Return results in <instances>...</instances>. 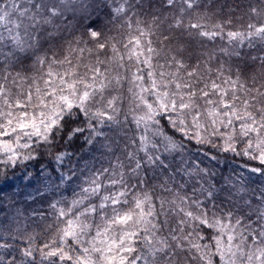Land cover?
Masks as SVG:
<instances>
[{
    "label": "trees",
    "instance_id": "obj_1",
    "mask_svg": "<svg viewBox=\"0 0 264 264\" xmlns=\"http://www.w3.org/2000/svg\"><path fill=\"white\" fill-rule=\"evenodd\" d=\"M119 3L120 0H67V3L61 4L59 0H46L47 6L60 8L61 14L50 17L46 6L37 12L40 22L28 29V36H25L23 29L20 30L21 36L28 39L29 43L32 42L29 36L35 35L38 38V49L21 53L8 41L0 46V77L8 75L5 86L11 94L10 100H23L31 91L35 103L37 87L43 95L49 65L54 72L66 71L70 65L53 64V60L63 61L67 57L73 66H78L75 70L86 79L91 75L89 68L99 67L106 78L112 81L111 86L105 90L104 101L92 103L90 107L92 110L103 108L108 99L119 97L116 103L119 113L116 118L121 121L119 124L98 126V131L104 135L96 136L91 143L85 139L92 135L89 130L69 140V126L66 125L64 131L53 135L51 145L40 144L33 145L31 149H18L22 155L31 152L35 159L18 162L15 166L0 165V169H3V175H0V244L9 245L0 248V264L13 257L14 264H20L21 261L23 264H71L69 261L61 262L56 257L41 258L40 249L49 251L43 247L45 244L54 242L51 243L52 248L64 247L65 251L73 245L71 239H68L66 245H60L61 229L71 217L58 220L57 209L52 205L59 202L57 208H69L81 187H87L85 181L104 169L110 170L105 174V182L112 170L117 173L123 171L129 202L135 196L143 198L147 194L156 204L158 214L159 199L171 201L179 197L188 198L187 204L182 206L194 214L198 212L193 202L198 201L209 217L215 213L223 218L231 213L233 223L238 217H242L244 223L255 221L257 214L264 211V202L260 199L264 194V166L245 156L221 151L219 147L196 144L179 135L175 138L184 145L180 151L161 155L162 165L159 162L155 166L145 165L139 175L131 174L135 161H130L128 154H136L142 163L145 160L144 154L137 152L139 142L133 144L137 136L129 114L134 104L133 93L136 91L132 83L133 73L140 69L138 74L149 79L147 73L150 69L138 62L135 56L120 60L126 53L130 54L134 47L129 41L138 37L140 46L136 48L137 52L144 50L148 56L147 48L156 50L151 59V71L155 73L174 70V64L170 69L168 63L175 56L187 66L181 71L182 75L186 71H196L197 76L191 79L203 78L204 82L214 80L222 87H227L225 80L238 78L247 89L258 88L264 92V64L259 59L264 57V40L253 39L251 44L245 40L240 44L229 41L227 37L228 32L249 31L250 24H264V0H196L191 9L185 7L183 0H177L174 6H169L167 0H127L124 5L126 11L116 16L113 9ZM20 7L29 5L25 0H20ZM253 8L256 9L255 13L252 12ZM181 9L184 11L181 12ZM32 11L36 12V9L33 7ZM177 17L183 21V25L201 23L205 25L202 29L205 31H217L215 26L222 25L224 35L214 40L201 38L195 34L198 30L186 31L183 26L176 28L174 25ZM46 18L50 20L49 23H44ZM92 21H97L95 30L101 31L98 41L87 35ZM25 23L30 22L25 20ZM141 32L145 35H141ZM99 43H106V47L99 49ZM112 45H115L116 51L112 50ZM37 57H45L46 62L40 64ZM161 65L164 67L161 68ZM116 77H120L119 84L115 82ZM98 82H102L101 77H97ZM240 95L243 99V93ZM259 99L264 101V97ZM237 107L242 106L237 103ZM74 111L77 115L74 121L69 122L70 127L86 128L85 118L78 110ZM126 115L129 119L125 123ZM165 130H168L166 125ZM213 141L216 145L223 144L219 137H213ZM24 142L22 139L21 143ZM236 147L240 151L244 144L237 143ZM62 153L67 155L58 161L57 156ZM118 163L123 165L122 169L116 168ZM256 167L262 171L252 172L251 169ZM117 190L122 191L123 188L109 187L102 194ZM91 203L98 204L100 200L93 198ZM130 206L131 203L128 206L120 205L122 210ZM168 207L166 203L165 208ZM102 215H111L110 209L104 213L98 211L87 217L86 222L93 227L103 228ZM163 218L161 215L160 219ZM181 219H184L182 215L169 213L168 225L162 229L161 234L167 236L171 229L178 228ZM190 230L189 226H185L184 232L180 234L185 235ZM201 231L207 242H211L213 231L204 227ZM94 234L93 231L90 235ZM134 246L137 249L134 255L143 251L142 241L137 240ZM28 247L33 250V258L22 256L23 250ZM76 251L80 252V249ZM177 255L178 264H200L198 259L192 258L196 255L194 251L178 252ZM156 264H166L164 257L158 256Z\"/></svg>",
    "mask_w": 264,
    "mask_h": 264
},
{
    "label": "snow or ice",
    "instance_id": "obj_2",
    "mask_svg": "<svg viewBox=\"0 0 264 264\" xmlns=\"http://www.w3.org/2000/svg\"><path fill=\"white\" fill-rule=\"evenodd\" d=\"M25 2L29 7L21 8L20 0H0V46L8 41L21 53L38 49V38L35 35L29 36L32 41L29 43L28 39L21 36L20 30L23 29L25 36H28V29L40 22L37 12L47 6L46 0H25ZM59 2L65 4L67 0H59ZM176 2L177 0H167L169 6H174ZM126 3L127 0H120L119 6L113 9L114 15L119 16L124 13ZM195 3L196 0H183L187 9H191ZM33 7L36 12L32 11ZM47 11L50 17L61 14V9L55 6H47ZM183 11L184 9H181V12ZM252 12L255 13L256 9L253 8ZM25 20L30 23H25ZM49 22L47 18L44 20V23ZM96 24L97 21H92L87 30V35L94 41H98L101 37V31L95 30ZM174 26L176 28L183 26L186 31L198 30L195 33L197 36L209 40L224 35L222 25L215 26L217 31H205L202 30L205 25L201 23L183 25L179 17L175 19ZM248 28L250 30L247 32H228L229 41L242 44L247 40L251 44L253 39L264 40V24L260 26L250 24ZM141 35L145 33L141 32ZM189 35L192 33L189 32ZM129 43L134 47L128 58L132 59L135 56L138 62L150 69L147 73L148 85H144V77L138 74L140 69L133 73L132 83L136 88L133 96L136 104L134 109L129 110L131 122L137 130L133 144L139 142L137 152H142L145 160L142 163L136 154L129 153V160L135 161L131 174L139 175L145 165L155 166L157 162L162 165L161 155L180 151L184 145L176 140V135L196 144L219 147L221 151L245 156L264 166V101L259 99L264 97V92L258 88L247 89L238 78L225 80L227 87H222L214 80L204 82L203 78L191 79L197 76L196 71H186L182 75L181 71L187 66L183 60L175 56L168 63L170 69L174 64V70L155 73L151 71V59L156 50L147 48L149 55L145 57L143 51H136L140 46L138 37L133 38ZM105 47L106 43L98 44L99 49ZM111 47L116 51L115 45ZM123 59L124 57H120V60ZM259 59L264 64V57ZM37 61L44 64L46 58L37 57ZM53 64H68L70 68L63 72H54L49 65L43 95L41 89L37 87L35 103L31 91L23 100L18 98L10 100L11 94L5 86L8 75L0 77V153L7 157L0 160V165L15 166L18 162L35 159L31 152L22 155L18 149H31L33 145L40 144L51 145L53 135L64 131L66 125L69 126L67 133L69 140L89 130L92 135L85 139L91 143L96 136L104 135L103 132L98 131V126L121 123L116 118L119 113L116 107L119 97L113 96L108 99L103 108L97 107L92 110L90 107L92 103L99 104L104 101L103 93L112 84L99 67L89 68L91 75L85 79L75 70L78 66H73L67 57L63 61L53 60ZM97 77L102 78L99 84L96 83ZM114 79L116 84H119L120 77ZM199 84L203 86L198 87ZM129 91L131 92L132 89ZM229 93H231L230 98ZM237 103L242 107H237ZM74 109L85 118L86 128L70 127L69 122L74 121L77 115ZM128 119L129 116L126 115L124 122L126 123ZM221 127L225 129L224 132L220 131ZM213 137L221 138L223 144L216 145ZM22 139L25 140L24 143H21ZM240 142L244 147L238 151L236 145ZM64 155L67 154L58 155L57 160H61ZM116 168L122 169L123 165L118 163ZM109 171L104 169L103 172L89 177L85 181L87 187H81L80 193L76 194L69 208H57L59 202L52 205L57 209L58 220L71 217L65 221V227L61 229L60 245H66L68 239L73 241V245L68 246V251H65L64 247L52 248L51 243L54 242L45 244L43 247L48 248L49 251L44 252L40 249L42 260L56 257L61 262L69 261L71 264H156L157 257L163 256L166 264H178V252L194 251L196 255L192 258L198 259L200 264H264V211L257 214L255 221L244 223L243 218L238 217L233 223L231 213L223 218L216 216L215 213L209 217L208 212L198 201L193 202L198 212L194 214L182 206L187 204L188 198L179 197L171 201L159 199L158 214L156 204L147 194L143 198L135 196L129 202L126 198L128 189L125 186L123 171L117 173L112 170L105 182V174ZM184 171L191 175L187 170ZM251 171L260 173L262 169L256 167ZM0 175H3V169H0ZM109 187L123 188V190L102 194L107 192ZM93 198H99L100 203H91ZM260 199L264 202V194ZM130 203L131 206L127 210L121 209L120 205L128 206ZM166 203L169 205L167 209ZM108 209L111 215L101 216L103 228L93 227L86 222L87 217L98 211L104 213ZM169 213L182 215L184 219L178 221V228L171 229L169 234L164 236L161 233L168 225ZM161 215L164 217L163 220L160 219ZM185 226H189L191 230L181 235ZM202 227L213 231L211 242H207V238L202 235ZM93 231L95 234L90 235ZM86 237L90 238L85 239ZM137 240L142 241L143 251L132 255L137 252L134 246ZM201 241L205 242L201 243ZM6 247L9 245L0 244V248ZM77 248L80 252L76 251ZM22 256L33 258L32 248L24 249ZM14 262L13 257L4 264H14ZM20 264H23V261Z\"/></svg>",
    "mask_w": 264,
    "mask_h": 264
},
{
    "label": "rangeland",
    "instance_id": "obj_3",
    "mask_svg": "<svg viewBox=\"0 0 264 264\" xmlns=\"http://www.w3.org/2000/svg\"><path fill=\"white\" fill-rule=\"evenodd\" d=\"M142 51H144V50H142ZM143 54H144V56L146 57V54H145V52H143ZM129 53H126V55L125 56H123L124 57V59L126 60V59H128V57H129ZM86 79V78H85ZM143 83H144V85H148V83H149V79L148 78H144V80H143ZM97 84H99V82L97 83ZM135 87V86H134ZM106 93V91H104V93H103V95ZM112 98V97H111ZM149 99H151L150 97H149ZM135 104H136V101L134 100V104H133V106H132V108L131 109H134L135 108ZM220 131L221 132H224L225 131V129L224 128H220ZM19 151V150H18ZM20 152V151H19ZM21 153V152H20ZM22 154V153H21ZM7 157L3 154V153H0V160H4V159H6ZM243 179V178H242ZM90 238V237H89ZM132 255H134V254H132Z\"/></svg>",
    "mask_w": 264,
    "mask_h": 264
}]
</instances>
